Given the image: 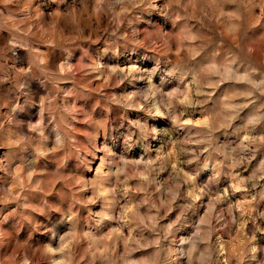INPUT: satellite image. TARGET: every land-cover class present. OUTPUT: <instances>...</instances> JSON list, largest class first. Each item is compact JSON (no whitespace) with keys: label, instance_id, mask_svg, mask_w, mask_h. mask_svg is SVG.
Listing matches in <instances>:
<instances>
[{"label":"clouds","instance_id":"1","mask_svg":"<svg viewBox=\"0 0 264 264\" xmlns=\"http://www.w3.org/2000/svg\"><path fill=\"white\" fill-rule=\"evenodd\" d=\"M0 264H264V0H0Z\"/></svg>","mask_w":264,"mask_h":264}]
</instances>
